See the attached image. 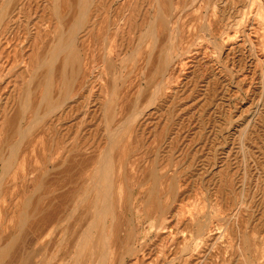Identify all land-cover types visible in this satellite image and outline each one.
Wrapping results in <instances>:
<instances>
[{
  "label": "rangeland",
  "instance_id": "rangeland-1",
  "mask_svg": "<svg viewBox=\"0 0 264 264\" xmlns=\"http://www.w3.org/2000/svg\"><path fill=\"white\" fill-rule=\"evenodd\" d=\"M0 264H264V0H0Z\"/></svg>",
  "mask_w": 264,
  "mask_h": 264
},
{
  "label": "bare ground",
  "instance_id": "bare-ground-1",
  "mask_svg": "<svg viewBox=\"0 0 264 264\" xmlns=\"http://www.w3.org/2000/svg\"><path fill=\"white\" fill-rule=\"evenodd\" d=\"M84 13V12H83ZM212 43V42H211ZM61 51H63V52H70V47L69 46H67V47H65L64 49H62ZM150 51V50H149ZM65 57V56H64ZM63 67V66H62ZM68 67V66H67ZM72 68V67H71ZM49 71V70H48ZM166 72V71H165ZM163 79H164V77H163ZM161 87V86H160ZM124 177V176H123ZM90 180V179H89ZM108 180V179H107ZM107 182V181H106ZM108 182H110V180L108 181ZM88 183V182H87ZM88 186V185H87ZM125 186V185H124ZM113 187V186H112ZM158 189V188H157ZM126 190V189H125ZM99 191V190H98ZM101 191H103L102 189H101ZM108 192V191H107ZM109 193V192H108ZM110 195V194H109ZM110 197L109 196H107V199H109ZM109 203V202H108ZM111 203V202H110ZM113 204V203H112ZM109 207H111V205L109 206ZM100 208V207H99ZM103 209V208H102ZM129 210V209H128ZM129 212V211H128ZM102 215H103V213L102 212H100ZM98 214V213H97ZM115 215V214H114ZM104 216V215H103ZM103 221V220H102ZM105 222V221H104ZM113 222V221H112ZM205 225V224H204ZM105 233V232H104ZM111 234V233H110ZM106 236V235H105ZM106 243H107V241H106ZM83 244V243H82ZM4 251V250H3ZM22 255V254H21ZM106 257H108L107 255L104 257V259L106 258Z\"/></svg>",
  "mask_w": 264,
  "mask_h": 264
}]
</instances>
